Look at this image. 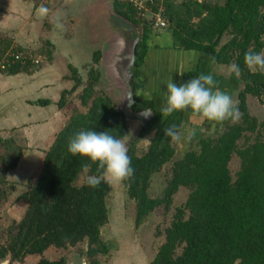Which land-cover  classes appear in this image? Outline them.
Wrapping results in <instances>:
<instances>
[{
	"label": "trees",
	"instance_id": "trees-1",
	"mask_svg": "<svg viewBox=\"0 0 264 264\" xmlns=\"http://www.w3.org/2000/svg\"><path fill=\"white\" fill-rule=\"evenodd\" d=\"M115 3L119 14L137 23L133 16L136 10L130 3ZM164 7L169 27L181 48L212 53L215 63L235 62L240 66L245 89L238 94V107L244 120L227 127L217 137L197 132L194 140L198 139L199 150H189L177 160L164 196L152 197L149 194L152 175L176 155L174 144L163 137V128L173 123L184 126L188 112L163 117L155 101L142 100L138 90L143 80L139 78L138 70L146 60L153 34L147 28L138 34L140 41L132 81L133 107L136 111L150 109L155 114L140 126L138 137L154 129L156 132L142 155L137 153L136 141L129 144L128 155L134 176L125 183L130 199L136 203L137 224L157 207L165 205L169 208L173 195L181 186L191 189L185 206L178 208L172 224L166 229L165 241L150 264H264V140L257 139L246 147L239 145L246 132L261 128L258 118L248 110L247 94L262 97L264 73L250 71L244 64V54L248 50L262 52L264 48V0H225L223 3L185 0L179 6L165 0ZM227 34L232 38L220 46ZM96 55V62H100L102 51ZM26 65L24 69L28 68ZM22 67L15 64L9 67V73H20L24 70ZM199 71L188 75L198 76ZM91 76L92 81L86 85L82 96L86 105L92 99L89 109L75 113L58 132L43 159L37 180L26 185L21 198L29 208L24 219L11 228L12 236L8 242L0 246V259L21 261L28 255L43 256L50 248L68 250L79 245L87 264H104L101 257L111 254L102 235L103 227L110 219L107 198L111 184L101 182L98 187L91 188L86 185L85 178L82 184H77L81 174L86 172L82 164L91 165L87 175L97 174V165L87 157L72 156L67 151V144L80 130L108 131L114 137L124 139L131 127L112 92L104 88L98 96H93L102 70L92 69ZM135 78L140 81L136 82ZM66 92L62 93L61 106L65 104ZM38 104L45 106L50 100L42 99ZM8 144L12 142L0 138L4 153L6 147L13 150ZM13 152L8 157L0 154L7 169L15 168L21 158V150ZM235 154L242 158V165L234 180L230 162ZM38 264L69 263L65 257H42Z\"/></svg>",
	"mask_w": 264,
	"mask_h": 264
},
{
	"label": "rangeland",
	"instance_id": "rangeland-1",
	"mask_svg": "<svg viewBox=\"0 0 264 264\" xmlns=\"http://www.w3.org/2000/svg\"><path fill=\"white\" fill-rule=\"evenodd\" d=\"M36 1L37 0H24V35L26 32L28 33V42L24 38V45L15 41H13V43L15 47L28 50L31 54H34V56H41L42 58L39 64H28L26 65L28 67L27 69H24L23 65L22 69L25 70H23L25 73L30 75L40 73V75L37 74V78L43 82V87L50 90L49 96L53 101L50 109V117H47L45 121L41 123L50 126L48 130L50 132L51 141L45 144V154H42L45 157L47 151L53 146L58 132L70 122L71 117L77 112L88 111L92 99H90L89 104L86 105L83 102L82 96L85 93L86 85L92 81V69L102 70V78L99 83L96 84L93 96H98L102 89L105 88L112 92L121 108L123 93L125 91L122 85L116 80L117 73L108 70V67L103 61V49L113 36L121 28L125 29L122 35L126 36L128 39H133L136 36L138 37V34L144 32V28L149 29L152 33L160 29L152 27L148 20L150 16H139L137 12H134L133 16L137 21V23H134L119 14L116 10L117 7L115 2L120 1L127 5L129 3L128 0H40L42 2H48L49 7L45 8L47 9L46 12L50 13L54 11V13H58L55 17L57 22L54 27L57 29L53 31L54 16L51 17L48 15L49 17L46 18V24L43 27L45 13L38 12L37 8L39 6H36ZM164 1L165 0H162L163 5ZM170 1L173 2L172 0ZM199 1L223 3L225 0ZM180 4L181 3H178L176 5L179 6ZM60 6L64 7L63 10L59 12L56 7ZM114 13L118 14V16H115ZM57 24L61 26L58 27ZM133 27L135 32L132 30ZM163 29L166 28H161V30ZM16 33L17 31H14L12 35H9L10 32H7V35L4 31L0 30V42L7 43V36L12 37ZM231 38L232 35H225L220 46L224 45ZM20 41L23 42L22 40ZM155 42H158V39ZM165 43L166 42H164V44ZM163 45L162 43H158V46L163 47ZM100 51H102L101 61L96 62V53ZM168 51L169 48H159L156 52L162 57L156 58L158 59V61H156L153 59L155 57L153 55L150 59L151 61L153 60L151 63H154L153 66L157 70L154 69L153 72L151 71L150 78L148 77V80H145L146 82H144L142 76H139V78L143 80V85L138 90L139 95L142 100H148L151 97L153 101H155L158 110H160L164 102L163 94L169 79L172 78L173 82L176 83L185 82V77H187L186 81L197 77L188 75V73L197 74L198 69L202 70V65L197 67V60H193V54H195L197 50H185L184 53H179L177 57L173 55L168 56L165 53H169ZM262 52H264V48ZM162 60L166 61V64H164ZM229 65L230 64H222L219 68H216L217 66L215 65L211 74L217 76L225 75L228 78L229 81L225 80L226 89L231 91L233 87H235V89L231 91V96L233 100L239 104L238 94L241 90L245 89V81L242 79V73L239 77L235 76V74L231 76H234L233 78L229 77ZM9 72V67H6V69L0 67V73L6 74ZM139 73H141L140 68ZM199 73L201 72L199 71ZM24 75L26 76V74ZM114 76L115 78H113ZM33 78L34 77L30 76V80ZM140 79L135 78V81L139 82ZM133 80L134 77L131 81ZM75 86L76 88L73 90ZM64 91H67L64 98L65 104L61 106L60 100ZM247 105L249 112H252L258 118L261 128L258 131L246 132V135L239 140V145L241 147H246L248 143H252L257 139L264 140V125L262 126V123H264V91L261 98L248 93ZM51 113L54 115H51ZM240 113L242 115L239 122H237L238 124H241L244 120L243 113L241 111ZM128 119L130 121L131 132L122 140L126 143L128 151L130 142L136 141L137 153L142 155L148 150L156 130H152L143 137H138L140 126L143 125L141 119ZM234 124L230 121H225L223 123L207 120L201 121L198 117L193 116L190 111L186 114L184 122V126L196 129V133L199 132V134L211 137H217L224 132L227 127ZM12 146V144H8L9 148L11 147L14 149L11 151L16 153L17 148ZM174 146L176 147V155L173 160L168 162L159 172L154 173L151 177L149 194L152 197L164 196L168 182L172 177L175 162L182 158L187 151L199 150L200 148L198 139L193 140L187 150L176 144H174ZM6 148L4 153V147H0L1 157H8L9 154H11V151ZM8 161H10V159H8ZM42 164L43 160L41 159L37 165L38 167L30 170L32 172L30 179H32L33 182L37 180ZM241 165L242 158L238 154H235L230 162V170L234 180L237 178ZM7 168V164L0 160V246L8 242L12 236L11 228L16 222H20L24 219L29 208V204L21 198V195L26 191V185L29 180L24 176L20 178L18 174L17 177L22 181V185H18L16 181H6L7 175H5V169ZM23 169H26L25 165ZM86 175L87 172L81 174L80 178L77 180V184H82ZM111 187L112 190L107 198L110 209V219L102 230L103 238L110 247L111 254L104 258L101 257L102 261L104 264H150L159 247L165 241L166 229L172 224L178 208L185 206L191 189L181 186L178 192L173 195L172 204L169 208L165 205H161L141 224H137L135 216L136 203L130 199L127 193L126 183L111 184ZM80 246L81 245L68 250L50 248L43 256L28 255L21 261L16 260L10 262V258H2L0 259V264H5V262H7L6 264H38L42 257H48L50 259L65 257L69 264H83V258L85 257H82L83 255L80 253Z\"/></svg>",
	"mask_w": 264,
	"mask_h": 264
},
{
	"label": "crops",
	"instance_id": "crops-1",
	"mask_svg": "<svg viewBox=\"0 0 264 264\" xmlns=\"http://www.w3.org/2000/svg\"><path fill=\"white\" fill-rule=\"evenodd\" d=\"M172 1L178 4L182 3L185 0ZM36 6H39L37 8L38 12L40 11L39 13H43L41 12V8L49 7L48 2H42L40 0L36 1ZM63 7H56V9H58V11L60 12L63 10ZM44 13L45 21L43 20V27L46 24L47 17L54 16L55 18L56 15H58V13H54V11L50 13ZM56 20L57 19L55 18L53 22V31L57 29L54 28L57 22ZM0 30L4 31L6 34L7 32H10L9 35H12V32L14 33V31H17L14 36H7V43L14 44L13 41H15L20 43L21 45H24V38L27 40L28 37L27 32L24 35V0H0ZM152 34L153 37L150 40V48L146 60L140 67V72L142 74L139 73L138 70V74L139 76H142L144 82H146V79L148 80L151 71L153 72V70L155 69L153 66L154 63H151L153 60L151 61L150 59L154 55L155 57L153 59L158 61V59L156 58H159L161 56L156 52L159 48H169V53H165L168 56L173 55L176 57L179 53H184V51L187 50L179 46V43L174 38L172 29L170 27L163 30L160 29L159 31H154ZM157 39L158 42H155ZM20 40H22L23 42H21ZM164 42L166 43L164 44ZM158 43H162V45L164 44L163 47L158 46ZM193 55V60H197L196 66L199 67L202 65V70H200L201 73L211 74V72L213 71V67L215 68V65L217 66L216 68H219L220 65H222L219 63H212L210 61V57L213 56L212 53L197 50ZM162 61L164 64H166V61ZM24 74H26V76ZM37 74L40 75V73H36V75H30L25 73L24 71L17 74L0 73V138L4 140H10L13 146L17 147V149L21 150L22 152L17 166L12 169H5V175L10 176H6L5 180H12L13 182L16 181L18 182V185L23 184L21 183L22 181H20L17 177L18 174L20 175V178L23 176L26 177V179L29 180L28 183L32 181V179H30V176L32 175V172L30 170H32L33 168L36 169V167H38V163L41 161V159L43 160L44 158L42 154H45V144H48L51 141L49 134L50 132L48 130L50 126L41 123L44 122L47 117H50V109L53 101L49 96L50 90L43 87L44 84L37 78ZM30 76L34 78L30 80ZM213 76L214 78L219 79L218 87L231 95V91L234 90L235 87H233L231 91L226 89L225 80L227 81L228 78L225 75ZM186 78L187 77H185V82ZM42 99H49L50 104L45 106L38 104V101ZM149 99L152 98L150 97ZM250 113L251 115L253 114L252 112ZM51 115L54 114L51 113ZM253 116L256 117L254 114ZM24 165L26 168L25 170L23 169Z\"/></svg>",
	"mask_w": 264,
	"mask_h": 264
},
{
	"label": "clouds",
	"instance_id": "clouds-1",
	"mask_svg": "<svg viewBox=\"0 0 264 264\" xmlns=\"http://www.w3.org/2000/svg\"><path fill=\"white\" fill-rule=\"evenodd\" d=\"M46 11L47 9L41 8V12ZM210 61L215 63V57H210ZM244 64L252 72L264 73V52L248 50L244 54ZM233 74L237 77L241 74V68L235 62L228 66L229 77ZM163 95L164 102L160 107V114L163 117H169L176 112L190 111L201 121L216 123L230 121L234 124L241 119L238 104L230 94L218 87V81L212 74L201 73L181 83L173 82L171 78ZM151 112L149 109L145 115H150ZM163 137L187 150L196 137V129L173 123L163 128ZM67 151L72 156L87 157L92 164L97 165V174L85 177L88 187L96 188L101 182L121 184L134 176L126 143L108 131L80 130L70 138ZM90 167L88 163L82 164L86 172Z\"/></svg>",
	"mask_w": 264,
	"mask_h": 264
},
{
	"label": "water",
	"instance_id": "water-1",
	"mask_svg": "<svg viewBox=\"0 0 264 264\" xmlns=\"http://www.w3.org/2000/svg\"><path fill=\"white\" fill-rule=\"evenodd\" d=\"M118 16V14H115ZM121 28L110 40V42L103 49V61L108 67V70L116 72V80L124 89L123 103L121 109L127 118H140L142 124H146L154 117L152 111L150 115H145L147 110H134V91L132 85V78L135 74V64L137 57V45L140 41L139 37L128 39L122 35L125 31ZM132 30L135 32L134 27ZM112 78V77H111ZM115 78V76L113 77ZM112 78V79H113ZM7 262H5L6 264ZM83 264H87L86 259L83 258Z\"/></svg>",
	"mask_w": 264,
	"mask_h": 264
},
{
	"label": "built area",
	"instance_id": "built-area-1",
	"mask_svg": "<svg viewBox=\"0 0 264 264\" xmlns=\"http://www.w3.org/2000/svg\"><path fill=\"white\" fill-rule=\"evenodd\" d=\"M139 16L148 18L153 28H167L169 21L165 15V7L162 0H128ZM41 56H34L28 50L19 49L14 44L0 42V67L6 69L15 64L26 65L28 63L39 64Z\"/></svg>",
	"mask_w": 264,
	"mask_h": 264
}]
</instances>
